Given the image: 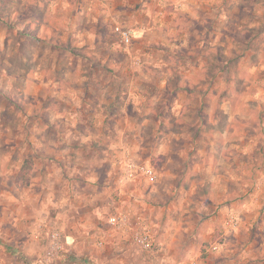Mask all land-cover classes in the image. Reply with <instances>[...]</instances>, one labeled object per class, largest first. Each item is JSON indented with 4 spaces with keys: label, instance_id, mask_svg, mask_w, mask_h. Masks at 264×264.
<instances>
[{
    "label": "clouds",
    "instance_id": "9594fccd",
    "mask_svg": "<svg viewBox=\"0 0 264 264\" xmlns=\"http://www.w3.org/2000/svg\"><path fill=\"white\" fill-rule=\"evenodd\" d=\"M0 264H264V0H0Z\"/></svg>",
    "mask_w": 264,
    "mask_h": 264
}]
</instances>
